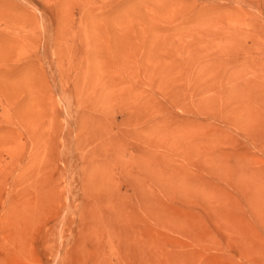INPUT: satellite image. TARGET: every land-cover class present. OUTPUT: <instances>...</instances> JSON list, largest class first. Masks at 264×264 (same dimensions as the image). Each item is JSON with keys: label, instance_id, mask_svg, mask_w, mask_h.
Masks as SVG:
<instances>
[{"label": "rangeland", "instance_id": "374dc122", "mask_svg": "<svg viewBox=\"0 0 264 264\" xmlns=\"http://www.w3.org/2000/svg\"><path fill=\"white\" fill-rule=\"evenodd\" d=\"M0 264H264V0H0Z\"/></svg>", "mask_w": 264, "mask_h": 264}]
</instances>
